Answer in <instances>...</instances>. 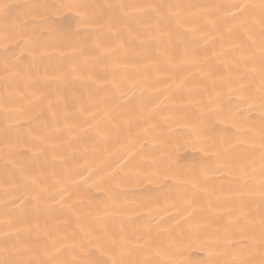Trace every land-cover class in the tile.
I'll use <instances>...</instances> for the list:
<instances>
[{"label":"bare ground","instance_id":"obj_1","mask_svg":"<svg viewBox=\"0 0 264 264\" xmlns=\"http://www.w3.org/2000/svg\"><path fill=\"white\" fill-rule=\"evenodd\" d=\"M6 3H35L55 5L51 8V18L44 30L48 33L43 39L49 43L47 51L51 55L38 58L35 62L29 56L19 62V74L16 70L5 71L3 49L0 44V228L6 219H12L14 226L20 229L18 239L25 246L36 251L27 253L25 258L43 256V249L51 245L46 230L55 228L57 235L78 230L81 224L94 219H101L111 231L118 232L123 227L131 238L142 236L151 238L153 249L162 250L160 256H153L156 261L174 259L177 264H208V250L218 251L211 241L225 235V226L230 220L254 207L248 194L251 169L244 167L241 158L245 152L249 159H256L257 169L255 184L259 180V151L252 152L253 145L247 143L250 135L259 132L260 112L258 107L249 109L240 106V115L233 119L218 122L210 118L208 111L222 106L221 119L231 109L236 112L237 106L227 102V88L221 83V77L229 75L224 60L231 62L232 55L221 61H212L213 75L203 80L193 79L188 87L206 88V91L187 89L177 91V85L189 72H196L195 67L177 72L168 78L171 69L157 70L151 67L153 60L158 59L155 44L145 46L138 43L129 44L133 51H118L112 57L104 59L106 70H93L100 77L104 88H97L89 80L88 67L85 66L83 79L67 85L55 79L59 75L60 65L69 61H82L84 57L96 55L97 43L104 47H115L119 39L113 33L119 32L127 40L125 28L135 20L125 21L116 10L105 7L109 4H181L198 5L210 8L216 4L232 3L235 0H0ZM259 3V0H246ZM86 4V10L60 7L61 5ZM88 20L84 21L78 12H85ZM191 11H197L193 8ZM214 16L201 18V32L195 36L183 35L179 41L173 36V52L181 58L185 51L189 54L202 53L206 50L211 56L213 48H228L230 44L221 43L218 30L211 23ZM145 23H154L145 17ZM90 25V26H89ZM188 25L186 27H190ZM203 35L204 39L199 37ZM20 54V49L16 50ZM27 55V53H24ZM236 55H239L237 53ZM145 66H148L147 68ZM159 78V79H158ZM215 80V84H213ZM258 80V78H257ZM29 81H37L29 84ZM199 81V85L197 82ZM135 85V87H133ZM235 86V85H233ZM44 93L53 101L54 110L59 119L53 122L44 102L43 115L37 116L38 107H27L32 99L29 93ZM20 93V95H16ZM63 94L68 107L57 105L56 96ZM222 94L221 99L209 104V98ZM93 103H89V96ZM11 96L9 109L25 106V115L20 117V125L12 121L8 136L24 163H31L32 170H43L48 174V183L55 188H66L71 196L69 203L75 202L77 215L83 217L77 222L75 216L69 217L60 212L51 200V214L44 207L36 211L33 204L25 205V212L19 209L12 211V204H5L11 195H5L4 188V103ZM73 96L77 99L74 101ZM259 101H256L258 105ZM83 104L84 111H79ZM35 118H32L34 117ZM212 119L214 124L211 133L213 140L202 144L198 140L204 122ZM237 127H233V123ZM54 128L61 131L55 133ZM31 135H48L57 145L55 154L51 148L32 139L30 143H19L17 139H29ZM223 139L227 143L221 146ZM229 144L237 145L227 161H218L215 153L222 151ZM259 144L257 136L256 145ZM129 153H138L134 158ZM167 169L171 179L164 183L158 180L129 178L122 180L118 175L123 162L125 172L140 169L129 168V164L141 162L144 172L151 170V161ZM221 163L223 166L221 167ZM219 168V171H217ZM11 172V169L9 170ZM108 174L112 179L101 181ZM247 174V175H246ZM89 177H91L89 179ZM181 192L191 195L198 192L196 210L186 208L176 197ZM59 199V197H57ZM34 203V202H33ZM19 204V201H17ZM9 215L5 216V211ZM179 213V214H177ZM191 213V216H189ZM68 223H65V220ZM177 224L179 225L177 227ZM38 225V227H37ZM30 227V232L23 229ZM20 246V245H18ZM147 253H145L146 255ZM99 256V253H97ZM4 257L0 255V259ZM15 259L16 257H11ZM108 259V256H99ZM142 258V257H139ZM215 258V257H214ZM231 258V257H226ZM223 259V258H222ZM259 260V255L256 256Z\"/></svg>","mask_w":264,"mask_h":264},{"label":"snow or ice","instance_id":"obj_2","mask_svg":"<svg viewBox=\"0 0 264 264\" xmlns=\"http://www.w3.org/2000/svg\"><path fill=\"white\" fill-rule=\"evenodd\" d=\"M54 7L56 6L48 4L0 2V44H2L4 53L5 71L12 69L19 74L20 61L26 60L30 56L35 62L38 58L51 55L47 51L49 43L43 37L48 34L44 30V26L49 23L50 9ZM60 7L86 10L89 6L73 4L61 5ZM105 7L116 10L119 17L125 21L135 20V27L129 23L125 28L127 40L123 39L119 32L113 33L119 39V43L115 47H104L97 43L98 52L96 55L84 57L82 61H69L67 65H60L57 69L59 75L55 77L56 80L64 82L65 85L81 80L84 78L82 73L85 66H89L87 78L93 80L97 88H104L106 84L99 82L101 78L96 76L93 69L98 65V71H105L106 66L103 64L105 58L114 56L118 51L134 52V47L129 49L128 45H135L136 43L145 49L144 53L137 55L146 54L149 49L145 46L155 44L158 59L152 61L151 67L157 70L162 67L171 69L168 78H172L179 71L187 72L193 67L197 69L196 72H189L185 75L176 86L177 91L187 89L188 93L191 94L195 91H206V88L199 86L196 88L188 87L194 78L200 77L207 80L213 75L212 61H221L230 53L233 54L230 63L224 60L229 75L221 77V83L227 88V102L229 104L234 102L237 110L233 113L229 109L221 119L222 106L217 104L216 108L209 109L208 115L222 123L224 120L239 116L240 106L247 105L249 109L258 107L260 112L259 132H253L247 141L253 145V153L259 151V180L255 184H252L257 173L255 157L249 159L247 152L238 157L245 161L244 167L251 169V179H246L245 183L250 185L248 189L250 201H258V203L230 220L225 226V235L222 238L211 241V244L218 251L208 250V264H264V0H259V3L235 0L232 3L216 4L210 8L191 4L154 3H119L109 4ZM193 8L197 11H191ZM78 15L84 21L88 20L86 11L78 12ZM208 16H214L215 19L205 20V24L211 23L216 27L219 33L218 39L222 44H230V47L226 49L221 47L219 51L213 48L211 56L207 54L206 50L202 53L193 52L191 54L185 51L183 56L178 58L173 52V36L177 37V41L188 33L195 36L201 32L202 28L198 21ZM145 17L150 18L154 23H145ZM188 25L192 26L186 27ZM199 38L204 39V36L201 35ZM17 49H20L19 55L16 52ZM237 53L239 55H236ZM35 83L37 81H29V84ZM197 84L199 85V81ZM213 84H215V80H213ZM16 95H20V93ZM28 95L32 99L28 100L27 107L29 109L33 106L38 107L40 111L36 113L37 116L43 115L44 102L47 101L46 107L53 122L58 121L59 115L54 110L53 101L47 95L42 92L39 95L35 93ZM221 96L222 94H218L214 98H209L208 103H215L221 99ZM76 99L73 96V100ZM10 100L11 96L6 98L4 103L3 168L5 179L3 191L5 195L13 192H19L20 195L9 196L5 204H12L14 206L12 211L19 209L21 213L25 212L26 204H33L36 211L44 207L51 214L52 205L47 203L48 200H51L53 205L58 206L60 212L66 213L69 217L75 216L77 222H80L83 217L77 215L76 203L68 202L71 199L68 190L66 188L57 189L55 185L48 183V174L43 170L33 171L31 163L22 161V154L17 151L16 146L9 139L8 130L11 122L15 121L16 126H21L20 117L25 115V106L23 105L9 109L7 105ZM257 100L259 101L258 105L256 104ZM55 103L57 105L62 104L65 109L68 107L63 94L56 96ZM89 103H93L91 95L89 96ZM84 110V106L81 104L79 111L83 112ZM232 126L235 128L237 124L234 122ZM213 128L212 119L204 122L198 136V140L202 144H207L213 140L211 135ZM53 131L58 133L61 130L54 128ZM257 136L258 145H256ZM32 139L43 144L45 149L51 148L55 154L57 145L50 140L49 136L33 137L31 130H29V139L20 137L17 139V144L30 143ZM226 143L221 139V146ZM236 147L237 145L229 144L227 147H223L222 151L218 150L215 153L217 160L227 161L229 154L233 153ZM137 154L129 153V156L134 158ZM141 163L142 161L129 164V168L140 170L125 172L122 162L118 175L122 180L129 178L138 180L143 177L146 180H158L161 183L171 179L167 174V169L162 168L157 160L150 162L151 170L148 172H144L140 168ZM220 166L222 167L223 164L221 163ZM10 169L11 172H9ZM112 178V175L108 174L101 177L100 180ZM176 197L186 208L196 210L198 192H194L190 196L177 192ZM4 215H9L7 210ZM65 223H68L67 219ZM20 231L14 226L12 219L4 221L2 228H0V255L4 258L0 259V264H177L174 259L154 260L152 257L160 256L162 250L159 247L153 249L151 238L145 240L142 236H137L133 239L123 227L118 232L111 231L101 219H94L87 224H81L78 230L65 232L62 235H57L55 228L47 229L46 235L51 239L50 249L45 247L43 256L30 258H25L26 254L34 253L36 250L31 246H25L18 239ZM23 231L30 232L31 228L25 227ZM97 253L99 256H108V259H100ZM145 253L147 254L145 255ZM257 255H259V260L256 259Z\"/></svg>","mask_w":264,"mask_h":264}]
</instances>
